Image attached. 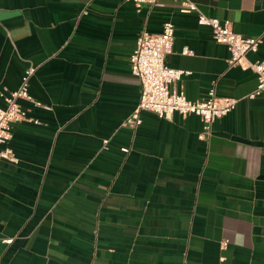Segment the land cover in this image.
<instances>
[{
    "label": "crops",
    "instance_id": "0c3cea01",
    "mask_svg": "<svg viewBox=\"0 0 264 264\" xmlns=\"http://www.w3.org/2000/svg\"><path fill=\"white\" fill-rule=\"evenodd\" d=\"M197 10L260 37L247 56L264 60V0H0L3 93L34 67L0 142L14 156L0 159V264H264V91L248 96L255 71L227 62ZM168 19L171 86L238 98L204 137L195 113L123 122L141 91L137 34Z\"/></svg>",
    "mask_w": 264,
    "mask_h": 264
},
{
    "label": "built area",
    "instance_id": "2783aa9c",
    "mask_svg": "<svg viewBox=\"0 0 264 264\" xmlns=\"http://www.w3.org/2000/svg\"><path fill=\"white\" fill-rule=\"evenodd\" d=\"M137 8L144 3H157L158 0H133ZM185 10H196V5L184 1ZM197 21L208 24L212 30L213 38L218 42L226 44L229 50L227 62L229 64H240L248 66L256 73L257 83L248 96L264 91V60H250L248 53L256 51L260 43L258 36H245L235 31L229 20H221L215 16L206 15L197 10ZM174 38V26L171 20H165L159 32H150L141 29L136 37L133 50L129 55L131 72L140 81L141 91L138 102L125 117L124 123L135 127L141 122L140 111L148 109L157 115L170 118L174 112L183 115L195 113L203 121V130L199 137H204L210 131L211 122L218 116L234 108L238 98L232 96H219L214 86H211L206 96L200 99L188 98L183 90L172 87L171 84L180 78L183 70L170 66L166 63L167 54L172 51ZM182 52H192L188 47H183ZM34 72L30 64L23 70L19 86L4 94L0 88V96L3 97L5 105H0V142H5L11 137V124L25 118V111L17 101L18 97L31 98L28 92L29 78ZM106 141V140H104ZM127 151V147L122 148ZM14 159L9 148L0 149V159ZM10 240V238H7ZM227 240L221 241L222 246Z\"/></svg>",
    "mask_w": 264,
    "mask_h": 264
}]
</instances>
